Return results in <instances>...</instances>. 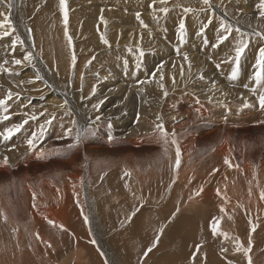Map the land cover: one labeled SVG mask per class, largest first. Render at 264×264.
<instances>
[{
  "label": "rangeland",
  "instance_id": "obj_1",
  "mask_svg": "<svg viewBox=\"0 0 264 264\" xmlns=\"http://www.w3.org/2000/svg\"><path fill=\"white\" fill-rule=\"evenodd\" d=\"M5 1H7V0H5ZM36 1H38V0H23V1L11 0V3H12L11 8H13V7L14 8L13 9L8 8V11H6L5 13L9 16L11 23L15 29V31L13 32V34H14L13 38L19 37L18 40H22V38H24L23 40H25L26 39L25 37H30L35 41L42 36L41 39L38 40L39 43H38V41H35V42L37 43V45L39 44L38 46L41 45L39 47L40 52L42 54L44 53L43 55H44V60L46 59L45 60L46 64L49 62V65L47 64V67L51 66V68L49 67L50 70L47 72L48 76L50 75V77H48L49 80H51L52 82H55V83H57V81H58L61 83V86L66 84V85H64L65 87H72V85L74 84L73 81H75V83L80 81L79 83L76 84V86L78 85V87H76V89L80 92L86 91V93H84L85 94L84 97L88 101H90V102H88V106L92 110L91 113L92 114L94 113L92 115V117H95L94 115L98 116L99 115L98 112H100L103 109L102 104L99 102L103 97H99L97 95L96 91H93V89H91L93 85L90 86V89H88L89 87L84 89L83 83L80 84L81 80H84V77H83L84 75H82L83 71H86V69H87V71L94 73V74L98 73V72H99V74L104 73V74H107L110 78L112 77L115 80L117 79L116 81L119 82V84L127 85L128 105L129 106L125 105L126 107L125 106H123V107L125 109L126 108H133L134 109L136 107L134 110L131 109V111H134L133 113H135L136 115H138L140 117L144 113L149 112V108L151 106H153L154 104H156V105L160 104L159 97L157 98V96H158L157 93L151 92V94L149 93L150 94V96H149V94H144V92H142L143 91L141 89L142 84H140V83H143L142 72L144 73L147 70L149 71L153 67L154 62L156 61L155 59H157V58L160 59V56H161V59H164L165 58L164 54L169 53V55L174 57L175 55H179L183 49H186L188 51L187 47L189 46V44H193L192 40H190L189 37L192 38L193 29H195L194 25H192V27L190 28L191 23L189 20H191L192 22H194L196 20V18L190 19L189 17L192 16V14L194 13V10H196V9H197L196 11H198L199 15L201 13V15H200L201 18L210 11L209 9L206 8L207 6H205V5H204L205 6V8H204L203 3L200 2L199 0H198L199 3H196V2H198L197 0H194V1L189 0V2H188V0H184L186 4L184 3L183 0H178V1L172 0V2H171V0H169L166 4H159L162 8L167 5L166 7H168V9H169V12L167 13L168 15H165L163 12L159 11V13H157V14L160 15V13H161L162 16L161 15L157 16V14H155V17H156L154 19L155 21L152 19V17H154V16H152L150 19L151 21L149 20L148 22H146L147 24L144 23V25H147L148 27L150 26V28L152 30L155 27H160V29L156 28V31H155V29L153 30V33L155 34V36H154V34H152V31L150 34V28L148 29L146 27L147 28L146 29L143 26H139L140 29L144 28L141 30V32H143V33H141V36L144 35V37L141 38V40H143L147 37L148 38H147V40L146 39L143 40L142 43L140 44V46L138 44L137 45V47L139 46L138 48L135 47V49H134V47L132 48L133 45L130 46L129 44L124 45L122 48H120V46L117 47L118 45H115V43L113 42L114 41L113 39H115L113 36V34H115V33H113L112 34L113 37L112 38L110 37L112 39L111 40L112 47L110 44L106 45L103 42H102L103 45L100 42H93L92 43L93 46H92V45H89L90 44V42H89V44H87L90 46V47L88 46V50H87V47H85L83 45V46H81L82 52L80 54H78V52H75V54H74L73 50H76V48H75L76 46L74 45L75 40L73 39V35L75 32H77V35L80 36L82 33L83 27H80L79 29L75 25L71 27L72 24H70L68 19H67V23H68L67 26L69 28L65 26V23H63L64 22V17H63L64 15H63V13L61 14L62 11L60 9V0H51V1H54L52 3L50 0H40L41 4L39 3V1L38 2H36ZM179 1L182 2L183 6ZM211 1H214L213 3L216 4L217 6H219L218 11H221L224 14L223 13L220 14V12H219V14H215L214 19L212 17H210V19L211 18L212 19L208 20L207 23H206L205 19L199 20L201 22V24L206 23L205 24L206 26L203 25L201 28H198V27L197 28L199 29L200 32L203 31L202 33L206 34L207 41H205V44L208 46V48L205 49L203 52H197L199 50L194 51V52H195V54H197V56H200L201 54H205V53L208 54L207 58L210 60L209 63H210L211 68L206 67L208 70L204 69L203 72L207 75V77H209V79L221 81L222 83L226 84L227 85L226 87H228L231 91L238 92L239 98L243 102L242 109L246 110V109H250V108H255L256 112L259 114L257 119L260 121L257 123V125L254 124V127L256 129L258 128L257 126L264 128V125H263L264 124V109H261L259 106L258 101H259L260 94H259V96L257 94V92L258 93L260 92L261 94L264 93V84H263L264 81L261 83H257L253 79L255 72H256L255 71L256 70V62L253 64V66H250V64H252L254 60L256 61V59H258L260 49L264 48V38H261L260 36L255 35V33H264V18H260V16H259L260 12L258 11V10H260V8L257 6L259 8L258 9L255 6V5L260 4V0H256V1L255 0H239V1H242L241 3L238 0H230V1L229 0H225V1L224 0H211ZM74 2L77 4H75ZM170 2H171V4H170ZM190 2H192V3H190ZM237 2H239V4ZM255 2H257V4ZM5 3L7 4V2H5ZM13 3L14 4L16 3V4L13 5ZM82 3H83V0L82 1L81 0H66V11L70 10L73 7L72 10H74V12H75V10H76V9H74L75 7H77V9H78L79 6L80 7L83 6L86 2L84 1V3L83 4ZM87 3H90V2H87ZM156 3H158V2H156ZM173 3L174 4L178 3V4H177V6H174ZM219 3L221 5L222 4L223 5L221 6ZM251 3L253 4V6L255 8H252L253 6ZM49 4L51 7L49 6ZM53 4H55V6H53ZM152 4H153V2H152ZM244 4H246V5L244 6ZM16 5H18V7ZM172 5H173V7H171ZM180 5H181V7H180ZM190 5H191V9L193 12L190 11L192 13L189 15L190 12H185L184 9L187 7L190 8ZM45 6H47V8L50 7L51 10L53 11V13L57 14V15L55 14L56 18H54V21L53 22L51 21V23H50V20H52V18L47 17V14L42 12V10ZM194 6L196 7V9H194L195 8ZM223 6H224V8H223ZM247 6L249 7V9ZM176 7H178V8H176ZM240 7H242L245 10L242 12V8H240ZM246 7H247V9H246ZM57 8H58V10H56ZM174 8H175V10H174ZM201 8H202V10H201ZM204 9H207V10H204ZM223 9H225L224 11H226V12H224ZM34 10H36V11H34ZM173 11L174 12L178 11V12L174 13ZM35 12L38 14L35 15ZM59 13L61 16L58 15ZM186 13H188V14L186 15ZM228 13H229V15H228ZM88 14H89V12H88ZM212 14H211V16H212ZM188 15H189V17H188ZM67 16H68V12H67ZM172 16L175 19H173ZM37 17L42 18L43 21L39 20L40 22L42 21L41 22L42 24L39 21H38V23H36V21L38 20ZM59 17H61V18H59ZM187 17H188L189 22L188 21L186 22ZM163 18L164 19L166 18V19L164 20ZM180 18H181V20H180ZM56 19H58L59 23H61L62 25H60L58 23V21H56ZM168 19H169V21H168ZM60 20L62 22H60ZM212 20H213V22H212ZM77 21L79 23H82L83 20L81 21L77 18ZM224 21L226 22V24H230L232 26V31L228 35V39L224 40L222 43H220L217 37L223 35V30L221 28L220 22L225 23ZM46 22L49 24H47ZM181 22H183L185 25V37H184L183 43H181V40H180V37L178 34L179 33V25ZM34 23H36V24L34 25ZM157 23H159V24H157ZM37 24H39L38 25L39 29L37 30L39 33V37L37 34L35 35V33H36L35 29L38 28ZM44 24L45 25L47 24L48 26L47 25L45 26ZM50 24H51L52 28H51ZM69 24H70V26H69ZM56 25H58V26L56 27ZM161 27H162V29H161ZM44 28H47L49 31L47 29L45 30ZM64 28L67 31V36L65 35L66 31L64 30ZM236 28H239L243 33H245V35L243 37H241L240 33L236 31ZM30 29H31V32L29 31ZM33 29H34V31H33ZM51 29H53V30H51ZM70 29H72V30H70ZM44 30H45V32H44ZM122 30L123 31H121V32H123L122 35L124 36L127 29L125 28ZM138 30L139 29L137 28L136 32ZM59 31H61V32H59ZM71 31H73V32H71ZM145 31H147V32H145ZM78 32H80V33H78ZM156 32H157V35H156ZM161 32L163 35L161 34ZM55 33H57V34H55ZM61 34L62 35L64 34V36H66L67 38H65ZM149 34L151 35L152 38H150ZM249 34H251V35H249ZM128 35L126 34L124 37L129 38L130 36H128ZM164 35H166V36H164ZM171 35L173 36V38ZM48 36L50 37V40L48 39L49 38ZM61 37H63V38H61ZM69 37L71 38V41H72L71 45H68L69 43L67 42ZM170 37L172 40L168 39ZM42 38L45 42H42ZM241 38L248 41V47L244 50V52L242 53L240 60H239L240 64L238 65V75H237V77L239 79V84H236V83H233L234 81H228V79L226 78V72L227 71L232 72L233 68L237 67V65L233 62V60H234L233 58L235 57V48L238 45L237 43H239ZM46 39H48V40L46 41ZM56 39H57V41H56ZM148 39H149V41H148ZM62 40H64L66 42V43L63 42V45H62V43H60V42H62ZM145 41H147V42H145ZM152 41H154V43ZM148 42H149V44H148ZM150 42L153 43L152 46H150L151 45ZM108 43H110V42H108ZM113 43H114V45H113ZM155 43H157L158 46H156ZM58 44H60V45H58ZM98 44H99L100 48H98V50H97ZM48 45H50V46H48ZM108 45H110V46L107 47ZM144 45H147V46L145 47ZM166 45H167L168 49L170 47V50H166L167 49ZM178 45H180V48H178L179 47ZM194 45H195V47H199V45L196 44L195 41H194ZM213 45H218V46L213 47ZM43 47H45V48H43ZM101 47L103 50V51H101L102 54L100 53ZM162 47H164L165 49L163 48V50H162ZM174 47L177 49H175ZM83 48L84 49L86 48V49L84 50ZM126 48L127 49L129 48V50H127ZM106 49H107V51H106ZM203 49L204 48L202 47L200 50L202 51ZM229 49H231V50H229ZM155 50H156V52H155ZM173 50L175 51V54H173L174 53ZM177 50H179L180 53H178L179 51H177ZM49 51H51V52H49ZM83 51H85L86 53L90 52L91 54H89V53L86 54L85 52L83 54ZM130 51L133 53H131ZM141 51L143 52L142 56L140 54ZM152 51H153V54H152ZM158 51H160V52H158ZM166 51L167 52L170 51L171 53L170 52L167 53ZM46 52H47V54H45ZM61 52H63V53L61 54ZM127 52H129L130 54ZM161 52L163 53V55H161L162 54ZM52 53H54V54L52 55ZM76 53H77V55H79V56L82 55L83 57L77 56ZM97 53H98V55H97ZM158 53L160 56L157 55L158 57H156L155 55ZM4 54L0 55V66H2V67H0V99H5V97H3V95L9 91L10 87L13 88L14 90L16 89V90L14 93L11 94V96L13 98L8 100L9 106L6 105L9 110H11V109L12 110L10 112H9V110H8V112H3V109L0 108L1 109L0 110V113H1L0 114V120H1L0 121V129H1L0 132H3L6 129V127L10 128V127H13V125L15 126V123H14L15 119H16V117H15L16 113L15 112H17L16 111L17 110L16 105L22 107L23 104L20 103L19 100H21V102H23V100H24L23 103L28 102V104H24L22 107V110H23L24 117H25L24 120H27L28 123H26L27 125L26 124L23 125V128H25L26 130L23 129V132H25V133H24V136L22 137L21 141L23 142L24 139L26 141L28 139H31L33 134H35L38 138L34 141L35 146L31 149L29 148L27 142H25V140H24V142L26 143L24 146V150H22V151L16 150V152L19 153V156L15 159L13 158L14 160L10 161L11 164L9 166H7V167L4 166V167L0 168L1 169L0 170V192H1L0 193V197H1L0 198V245H4L5 248L6 247L7 248L12 247V241L14 240V238H13L14 233L13 232H14V230H17L7 221L6 218L3 217L4 212H3L2 208L4 206H9L10 208L16 207L17 205L14 203H15L17 197L19 198L22 195L21 198H19V201L22 202V204L24 205V207H23L24 212L27 214V217H25V215H23L22 218L24 219V223L27 221L25 225L29 224L28 226H32V232H30V234L31 233L33 234L36 232L35 236L38 234L39 236H41L44 239L47 238L46 240H44V242H42V243L39 242L40 243L38 245L39 247L37 246L39 249L37 248L36 253H37L38 257L42 256V257H40V260H39V258H37L36 254H35V256L34 255L32 256V255H30L31 253H27V252H30L28 249L29 246H27V244H29V243L27 242L28 238H25V240L26 239L27 240H26V246H25L26 247V254H25V258H24V264L25 263L26 264L27 263L28 264H78V263L79 264H148V263L149 264H164V263H166V264L167 263L177 264L178 261H179L178 262L179 264H182L183 259L187 258L189 255V251L186 250L184 245L181 243V238H182L181 233L184 234V229H185L183 227L184 226V223H183L184 220H182V219L190 218L192 220L195 212L193 213L191 211H188L190 213H187L184 210L177 211L178 208L176 207L177 206L176 204H174L172 206V208H170V207L168 208V206H167V208L165 207V210L163 209L162 206L157 207V208H156V206H154L155 199L158 197L157 195L163 194V192H164V191H161L160 188L162 186H164L165 188L167 187L166 182H167V180H169L168 178L166 179L167 175L169 174V176H170L173 174L171 169L168 170L166 175H164L162 178L154 180L149 185L151 190L141 192V193H137V192H134L132 190L125 191V190H127L125 188V186L127 184H130V186L133 185L132 179L131 178L128 179V177H126L127 179L124 178L122 180V189L124 188L123 190L121 188H118L117 186L115 188L114 187L115 185L109 184L107 181L108 178L106 176L107 173L114 171V169H116V167H118V166L121 168V171H126L127 167L123 164V163H126V160H129L130 162H133V161L136 162L135 158H141L138 160V162L139 163H141V161L143 162L142 158L143 157L145 158L146 155L149 154V152L146 154L145 150L149 151L151 148H148L147 145L137 146L135 144H130V143H114V144L108 143L106 145V143L103 142L104 139H96V137H90V138L86 139L85 144L83 143L82 149L76 150L75 146H73V145L76 142L75 140H76L77 133L73 137L70 135L72 131H75V129L71 128L73 125L71 124L70 119L64 118L66 116V114H62L58 111L55 112V110H53V109L50 110L48 107H45V106H47L46 101L39 100L36 97H32L33 98L32 99L31 96L29 95V93L31 94L33 92H31V90L27 86H26L27 89L23 86L26 89L25 90L22 87V84L19 83V81L15 77V76H17V74L19 72L17 70H15V68L13 67L15 65V63H14L15 59L13 56L14 54L11 52L10 53L7 52ZM213 54H214V57L220 56L222 61H224L226 59L225 60L226 62L224 61V64L228 63L227 66L224 65L222 67V65L215 63L216 61L212 60L210 58L213 56ZM101 55H104V56H101ZM129 55L133 56L134 64H133V62H130L129 59L127 61L126 56H127V58H129L128 57ZM193 55H194V53H193ZM12 56H13L14 60H12ZM57 56H58V58H60L59 60H58ZM73 56L75 57V64L74 65L72 62ZM119 56H120V58H119ZM187 56H189V55H187ZM86 57H89V58H86ZM150 57H152V59H150ZM90 58H91V60H90ZM8 59H9V61H8ZM55 59H57V61ZM77 59H78V61L80 60L79 61L81 63V64L79 63L80 65L78 63H76ZM171 60L165 59L164 62L168 63ZM5 61H8L9 63L11 61L13 64L11 63L10 64L11 67H10L9 65H7L9 63L7 62V64H6ZM54 61L56 62V64ZM94 61L95 62L97 61V62L95 63ZM150 61H151V63H150ZM60 62H61V64L63 62V64L60 65ZM142 62L145 65V66L143 65V67H142V64H140ZM144 62H146V63L149 62V63L145 64ZM100 64H102V66ZM149 64H150V66H149ZM211 64H213L214 66L212 67ZM54 65L57 67H55ZM78 65L80 68L77 67ZM82 65H83L84 69L82 68ZM128 65L130 66L129 67L130 69H127ZM137 65H139L140 67ZM107 66H109V67H107ZM158 67H159V65L156 68H158ZM250 67H252L251 70L254 71L253 74H251V73L249 74ZM4 68L8 69L9 72H5V71L3 72ZM56 68H57V70H56ZM61 68H62V70H61ZM58 69H59V71L61 70L60 72H62V73H60L58 71ZM105 70H107V71L105 72ZM115 70L117 71V73ZM71 71H73V72H71ZM75 71H77V72H75ZM55 72L56 73L58 72L60 74H58V73L56 74ZM110 72H111L112 76L109 74ZM131 72H133L134 74L133 73L131 74ZM49 73H51V74H49ZM65 73L67 74L66 76H64ZM155 73H156V70H154L151 75H155ZM73 74L76 76L80 74L81 78L79 77L77 80ZM51 75L54 77H51ZM69 75H70V77H69ZM215 75H216V77H215ZM201 76H203L202 80L205 79L204 75H201V72H200L198 77L195 78L197 82L201 79ZM61 77H63V78L60 79ZM93 77L94 76H92V78ZM139 77H141V78H139ZM9 79H10V81H9ZM11 79L14 81H12ZM65 79H66V81H65ZM93 79H96V77H94ZM15 82L19 83L18 86H17V83H15ZM11 83H12V85H11ZM123 83H125V84H123ZM5 84H6V86H5ZM26 84H27V82H26ZM131 85L134 87L136 86V89L134 87H132ZM257 85H259V86H257ZM7 86H8V88H6ZM252 86H253V88H252ZM197 87L198 86H195L192 88V90H193L192 93L194 94V96H197L196 94H199ZM78 88H80V89H78ZM201 88H202V86H201ZM39 89H42L43 91L46 90V84H41V86H39ZM139 89H140L141 95L138 94ZM254 89H256V90H254ZM132 91L135 93H132ZM255 91H257V92H255ZM36 92L37 93H35V94L41 93V92L38 93V90ZM22 94H24L25 96L23 97ZM88 94H90V95H88ZM222 94L225 95L226 91H224ZM82 95H83V93H82ZM144 95H145V98H142V97H144ZM146 95H148V96H146ZM138 96L141 97L142 100H139L140 98ZM26 97H27V100H26ZM56 97L58 99H60V96L57 94H56ZM114 97H116L114 94H112L110 96V98H114ZM147 97H149V98H147ZM151 97L153 98V100ZM110 98H108V100ZM149 99H150V101H149ZM25 100L27 102H25ZM154 100H155V102H154ZM13 101H14V103H13ZM95 101H97L98 103ZM143 101L145 102V103H143L145 107H143V105H142ZM151 101H153V103ZM9 102L12 104H10ZM112 102L114 104H118V98H115ZM129 103H132V104H129ZM148 103L150 105H148ZM44 104H45V106H44ZM106 104L107 103H105V105ZM35 105H37V106H35ZM105 105H104V107H105ZM245 105H248V106L245 107ZM140 106L145 108V110L142 107H141L142 108V110H141ZM14 107L16 108V110ZM223 107H224V105H222V107L220 108L221 109L220 112L222 111ZM46 108L49 109L51 112L49 110H47ZM146 109H147V111H146ZM13 110H15V111L12 112ZM143 110H144V113H143ZM214 110L215 109L212 108V111H214ZM139 111H141V114ZM26 112H29V113H26ZM5 113H8V114L5 115ZM10 113H12V114H10ZM4 116H8L9 118L5 120V119H3ZM32 117H35V119H32ZM42 117L43 118L47 117V120H46V118H44V121H43ZM49 117H50V119H49ZM117 118H118V116H116V117L112 116L110 122H114ZM214 118H215L214 121L206 120V121H203V122L196 124L193 127V132H191V134L196 136L195 137L196 149L207 151V150H209V145L213 144L214 140L216 142V138L218 139L221 136L220 134H229V135L232 134L230 138H232L233 146L237 152V155L238 156L241 155L240 153H242V150H243L242 148H244L245 143H247L245 150H247L248 155H251L250 157H252V158L254 157L253 158L254 161H255V159L257 161L259 155L264 151L262 148V147H264V137H263L264 136V129L258 128L260 130H255L253 128L252 124H250L248 126L238 125L236 128H232L231 130H229L227 127H226V129H224V126L223 127L222 126H216V124L221 121L220 114H218L217 116H214L213 119ZM64 119H66V120H64ZM225 119H229L231 121H234V118H232V117L225 118ZM49 120L51 121V123H47V121H49ZM149 120H150L149 123L151 121H153V119H151V118H149ZM30 121H31V123H30ZM40 122H41V124H40ZM11 123H13V124H11ZM37 123H39V124H37ZM240 123H243V122H240ZM59 124H60V127H59ZM90 125L91 124H89L87 127H81L80 128L84 132L83 131L81 132V130L79 131L80 132V140L78 143L81 142L82 138H83L82 140H84L83 136L86 133V131L93 133V132H91L92 127ZM207 125H209V126H207ZM62 126H64V127H62ZM212 127H214L215 128L214 130H216L218 132L217 133L212 132L211 131ZM56 128L58 129V132L56 131L57 130ZM251 128H253V129H251ZM67 129H71L72 131L69 132V131H67ZM250 129L253 131H251ZM60 130H62V131H60ZM225 130H227V132ZM41 131H43L42 136L40 135ZM261 131H263V132L261 133ZM28 132H29V134H28ZM59 132H62V133H60V135H59ZM145 132L143 134H145ZM219 132H221V133H219ZM27 134H28V136H27ZM66 134H68V135H66ZM15 135H17V134H14L13 136L15 137ZM59 136H61L62 138L59 139ZM63 136H66V139ZM55 137H57L58 139ZM70 137H72V140H74V141L70 140L71 139ZM68 138H69V140H68ZM261 138L263 139L262 140L263 144H261L262 143ZM0 139H2L0 141V145H2V146L6 145L7 146V147L4 146L3 148H1V146H0V150H1L0 156H2V159H4L5 157H7V159H8L9 154H3L4 149L5 150H6V148L8 149L11 146L10 144H12V147H14L13 143H15V140H13V137H11L10 139H8V141L7 140L3 141L2 136H0ZM51 140H53V142H56L58 144H55V145L52 144L50 146V144H48V143ZM59 140H61V141L63 140V142H61ZM210 140L211 141L213 140V141L210 142ZM246 140H248V141H246ZM252 141H255L254 145L256 146V148L254 145L252 146V144H253ZM53 142H51V143H53ZM7 143H9V144H7ZM256 143H260V144L256 145ZM42 144H43V146H41ZM235 144H237V145H235ZM85 145H88V146H85ZM38 146L39 147L41 146L42 148L41 147L39 148ZM99 146H100V148H99ZM238 146L240 148H238ZM42 149H44V150H42ZM256 149H259V150H256ZM13 150L15 151V149H13ZM240 150H241V152H240ZM253 150H256V151H253ZM258 151L259 152L261 151V152L259 153ZM5 152H7V151H5ZM85 152L87 154L91 153L90 156L91 155H94V156L90 157V156H88L89 154L87 155ZM95 152L98 153L99 157L97 156V153H95ZM250 152H252V153H250ZM84 153L86 155H83ZM156 153H153V154H156ZM95 155L97 156V159H96ZM237 155H235V158L238 160L239 158L237 157ZM82 156H84V157H82ZM134 156H136V157H134ZM154 156H156V155H154ZM85 157L86 158H88V157L95 158L97 160V161H95V163H96L95 165L97 167L96 173L92 174L90 177L88 176V178H87V175H88L87 169L88 168L86 167L87 165L85 162ZM153 157H151L148 164L143 166V167H148L150 163L158 160V159L152 160ZM167 157H169V156H167ZM72 161H73V163H72ZM172 161H173V159L170 157L165 158L164 165L162 167H160V170H164V172H166L168 167L171 165ZM155 164L157 166H159L160 162H159V164L158 163H155ZM155 164H153L154 168L149 167L148 170L149 171L155 170L156 169ZM74 166H76L77 168H74ZM7 168L9 170H4ZM102 168H105V170L107 169L108 171L107 170L105 171ZM108 168H110V169H108ZM75 169H80V171L78 172V170H75ZM231 178L232 177H230V179ZM117 182H119V180H117ZM14 183L16 184L15 187L13 186ZM45 183L47 184V186H45L46 185ZM42 186L54 187L55 190L57 191V194H60V195H57L59 197V199H57L58 197L57 198L54 197L52 199L49 196H47L43 192ZM252 187H253V185H252ZM153 188H155V189H153ZM61 191H62V193H61ZM63 191L67 192V193L64 192L65 194H67V199H64L65 201L67 200V203L64 202L63 203L64 206L61 205V200L65 196V195H63L64 194ZM121 191L124 193H121ZM199 195H201V194H199ZM115 197H116V201H115ZM163 197L165 199V195H163ZM73 198H74V200H73ZM150 198H152V199H150ZM169 198L170 197H168V199ZM117 199H118V201H117ZM185 199H186V197L183 198V201H185ZM23 200L25 202H23ZM205 201H206V203L204 205H205V207L207 206L206 208L209 209L210 203L208 202V198L205 199ZM167 202L168 201H166V203ZM68 204H69V206H68ZM25 207H26V209H25ZM51 207L53 208V210L54 209L57 210L58 208L60 209L58 214L61 216L63 215L62 218H64V217L66 218V219L64 218L65 221H62L63 224L61 222H60L61 223L60 224L57 221L54 222V220H53L54 218H53L52 213H51L53 210H51L52 209ZM47 208L50 209L51 211H48ZM26 210H27V212H26ZM36 210L39 211V213H38L39 216H37ZM164 211H166V212H164ZM238 211H239V207L234 208L232 211V213H234L232 215L235 216V218H234L235 221H240V219L237 218V216L239 214ZM145 212H146V214H145ZM47 213L50 214L49 219L46 218ZM141 213H143V215H144L143 220H142L144 222L142 224H139L138 222L135 223L136 218ZM148 213H150V215H149V218L147 219L148 220L147 221L146 218H147ZM200 215H203L202 219L206 220L210 215L215 216L216 214L212 210H209L205 214H200ZM20 216H22V212L20 213ZM85 216L88 218V223H85V220H84ZM195 216L196 217H194V218L199 220V222H200L199 215L195 213ZM247 217L248 216L245 215V213H243L242 221L244 223L249 224L248 221L246 220ZM30 218L32 221L34 220L33 221V223L35 222L34 224L30 220ZM152 218H154V219L152 220ZM219 218L215 219V221L216 222L219 221V223H221V225H227L229 223L228 220H225V219L222 223V222H220ZM180 220H181V223H180ZM28 221H30V222L28 223ZM49 221L53 222V223H49ZM151 222L153 223V225ZM210 223H212V220L210 221ZM181 224L183 226H181ZM33 225H34V227H33ZM67 225H68V227H67ZM61 226H63V227L61 228ZM199 226H200V224H198V225L195 224V225H193V228H198ZM188 227H190V225H188ZM161 228H163L162 234L160 233ZM219 228H217V229H219ZM35 229H36V231H35ZM70 230H71V232H69ZM41 233H43V234H41ZM242 233H244V232H242ZM30 234H28L27 237H29ZM172 234H173V236H172ZM157 235L160 236V239H159V242L156 244V247H154L153 250L150 253H148L147 256H144V253L146 252V250L149 247L152 246L153 241L155 240ZM207 235L208 234H206V236ZM199 236H204V235H199ZM189 237H190L189 239L193 240L194 242H196L197 240H200V239L194 240L193 235H190ZM242 237L245 238V236H243V235H242ZM254 237H255V235H253V238ZM232 239H234V238H232ZM234 240L236 241V238ZM234 240H232V241H234ZM93 241H95V243H93ZM246 241L248 242V240H246ZM235 243H233L235 245L232 244L233 246L228 245V248L227 247L223 248L222 244H220L219 242L218 243L212 242V244H214L213 245V249H214L213 251H216L217 253L216 252L215 253L218 255L219 254L222 255V256H220V255L219 256L221 258H224L225 261H227V263L230 261L229 262L230 264H236L237 262H235V260H236L235 258L237 255H235L236 254L235 253L234 254L235 256H234L233 253H231L234 248L235 249L237 248V242H235ZM49 244L51 245V247L48 246ZM241 244H243V241H241ZM246 245L250 246L251 244H246ZM219 246L222 247L223 249H226V251H223L222 248L218 249L217 247H219ZM78 248H80L82 253H79L80 251ZM184 252H188V253H184ZM77 254H78V256H77ZM27 255H29L28 256L29 258L31 256V259L27 258ZM192 256L194 258H196L199 255L197 253H194V255L192 254ZM80 257H81V259L79 260L80 261L79 262L78 258H80ZM162 258H164V259L162 260ZM85 259L87 260L86 261L87 263L85 262ZM71 260H73L74 262ZM213 262L216 263L215 261H213ZM191 263L192 264H200V263L194 262L193 260H191Z\"/></svg>",
  "mask_w": 264,
  "mask_h": 264
},
{
  "label": "bare ground",
  "instance_id": "obj_2",
  "mask_svg": "<svg viewBox=\"0 0 264 264\" xmlns=\"http://www.w3.org/2000/svg\"><path fill=\"white\" fill-rule=\"evenodd\" d=\"M21 1H23V0H21ZM38 1H39V3L41 2L40 0H38ZM38 1H36V2H38ZM84 1L86 3L87 2H90V3H87V4L85 3L83 6H81V7L79 6L78 9H77V7H75L74 8V9H76L75 12H74V10H72L73 7L72 8L70 7L71 9L69 8L70 10L67 11L68 12V21L70 22V24H72L71 27L74 26V25L78 29L80 27H83L82 28V33H81L80 36L77 35V32H75L74 35L72 34L73 35V39L75 40L74 45L76 46L75 48L77 50V51L76 50H73L74 51V54H75V52H78V54H80L82 52L81 46H83V45L85 47H87V50H88V46L89 45H92L93 42H100L103 45L102 40H101V36H103L105 39H107V41L110 42V43H108L110 45L112 44V42H111L112 39L111 38L114 36L115 39H113L114 40L113 42L115 43V45H118L117 47L120 46V48H122L124 45L129 44L130 46L133 45L132 48L134 47V49H135V47H137L138 44L140 46V44L142 43V41L145 40V39L147 40V38H148L147 37V38L141 40V38L144 37V35L141 36V33H143V32H141V30L144 29V28H146V27L140 29L139 26H142L141 23H140V20H142L143 23L148 22L151 19L152 16H155V14L159 13V10L158 9H161L162 8L159 5V4H161L160 3V0H155V8H153L151 6L153 0H83V3H84ZM168 1L169 0H167V2ZM199 1L202 2V0H199ZM199 1L196 2V3H199ZM5 2H7V1H5ZM52 2H54V1H51V3ZM156 2H158V3H156ZM171 2H172V0H171ZM171 2H170V4H171ZM179 2L182 4L181 1H179ZM188 2H189V0H188ZM210 2H211V5H212L211 9H209L210 11L208 13L206 12L207 13L206 15L203 14L204 16L202 18L200 16L201 13H200V15L198 14V11H196L197 9H196L195 6H194L195 7L194 9H196V10H194V13L192 14V16L189 17V15L193 11L190 12L189 15H188V17L190 19L191 18H196V20L194 22H192L191 20H189L190 23H191V24L189 23L190 24V28L192 27V25H194L195 26V29H193L192 38L188 36L190 38V40H192V42H193V44H189V46L187 47L188 48V51L186 49H183L181 53H180V51L178 52V53H180L179 54L180 56L179 55H175L174 57H172L171 55H169L168 52H170V51H168V52L166 51L168 54H164V57H165L164 59H161V56L158 53L155 56L156 57L160 56V59L157 58V59H155L156 61L154 60L155 62L153 64V67L149 71L147 70L144 73L142 72V74H143V83H140V84H142V87L139 85L141 87V89L143 90L142 92H144V94H149V93L151 94V92L157 93V95H158L157 98L159 97L160 104H158V105L154 104L153 106H151L149 108V112L144 113L145 108H143V107H145V106H144L143 103H145V102L143 101L142 102L143 107L140 106V108L142 107L144 109L143 110V113L144 114L142 116H140V117L138 115H136L135 113H133L134 111H131V109H133V108H126L125 109L123 107L125 105H128V89H127V85H121V84H119V82L116 81L117 79L115 80L112 77L110 78L107 74H104V73L103 74H99V72H98V73H95L96 74L95 75L94 73H91V72L87 71V69H86V71H83V74H82V75H84L83 76L84 77V80H81V83L80 84L83 83L84 89H86L88 87H89L88 89H90V86L93 85L91 89H95L97 95L99 97H103L99 101L102 104L103 109L100 112H98V114H99L98 116L97 115H94L95 117H92V115L94 113L93 114L91 113L92 110L88 106V102H90V101H88L84 97V95H85L84 93H86V91L85 92H80V91H78L76 89V87H78V85L76 86V84L79 83L80 81H78V82L76 81L77 83H75V81H73L74 84L72 83L73 84L72 87H65L64 85H66V84H64L63 85L64 87H63V86H61V83L60 82L57 81V83H55V82H52L51 80H49L48 77H50V75L48 76L47 72L50 70L49 67L51 68V66H48L47 67V64L49 65V62L46 64V62H45L46 59L44 60V55H43L44 53L42 54L40 52V48L39 47L41 45L38 46L39 44L37 45V43L35 42V41H38L39 39H41V37H42L41 35H40L41 37L39 39L35 40V41L32 38H30V37H25L26 38L25 40H23L24 38H22V40H17L16 38H13V36H14L13 32L14 31L9 30L11 32V35L10 36L0 38V55H2L4 53H7V52H9V53L11 52V53L14 54L13 56H14V59L15 60L16 59L22 60V64L21 65H16L15 64L13 66L15 68V70H17L19 72L17 74V76H15L16 79L19 81V83L22 84V87L24 86L26 88V86H27L31 90V92H33L31 94L29 93V95L31 96V98L32 97H36L39 100L46 101L47 106H45V104H44L45 107H48L50 110L53 109V110H55V112L58 111V112H60L62 114H66V116L64 118H69L70 121H71V124L73 125L71 128L72 129H75V131H72L71 134H70L72 137L78 131L81 130L80 129L81 127H87L89 124H91L90 125L92 127L91 132H93V133H90V132L86 131V133L83 136L84 137V140H82L83 139L82 138L80 143H78L75 140L76 142H75V144L73 146H75V149L76 150L82 149L83 143L85 144L86 139H88L90 137H96V139H104L103 142L106 143V145L108 143L109 144H114V143H130V144H135L137 146L147 145L148 148H151L149 151L145 150L146 151V154L148 152H149V154L146 155L145 158L144 157L142 158L143 162L142 161H141V163L138 162V160L141 159V158H135V160H136L137 163L135 161L130 162L129 160H126V163H123L127 167V170L126 171H121V168L118 166L120 169L118 167H116V169H114V171H112L110 173H107L106 176L108 178L107 181H108L109 184L115 185L114 186L115 188L117 186L118 188H121L122 189V180L124 178L128 177V179H130V178L132 179L133 185L130 186V184H127L125 186V188L127 190H125V191L132 190L134 192L141 193V192H145V191L151 190L150 187H149V185L154 180L162 178L164 175H166V173L168 172V170L171 169V171H172L173 174L170 175V176H169V174L167 175L166 179L167 178L169 179L166 182L167 183V187L165 188L164 186H162L160 188V190L161 191H164V192H163V194L157 195L158 197L155 199L154 206H156V208L162 206L163 209L165 210V207L167 208V206H168V208L169 207L172 208V206L174 204H176L177 205L176 207L179 209L178 211L184 210L187 213H190L188 211H191L193 213L195 212L200 217V222H199V220H197V219L194 218V217L197 216V215L195 216V213H194V217H193L192 220L190 218L182 219V220H184L183 221L184 226L182 224H181V226H183L185 229H184V234L181 233V236H182L181 243L184 245L185 249L189 251V255L187 254L188 257L185 258V259H183L182 264H192L191 263V260H193L196 263H200V264H209V263L210 264H230L229 263L230 261L227 263V261H225L224 258H221L220 257L222 255L219 254L220 255L219 256L218 254H216L217 253L216 251H213L214 250L213 249V245L214 244H212V242H215V243H218L219 242L220 244H222L223 248L224 247H227L228 248V245L229 246L230 245L233 246V245L236 244L235 242H237V244L239 243L242 246V249H248V248H250V252L247 255H245V253H244L243 250L242 251H237L235 248L233 250L231 249L232 250L231 253H233V255L236 253L235 255H237L236 258H235L236 260L234 259L235 262H237L236 264H248V257L249 256L251 257L252 264H264V198H262V196H261V194L264 193V151H263L264 150V147H262L263 148V150H262L263 152L259 155L257 161L255 159V161H256L255 162L254 159H253L254 157L253 158L250 157L251 155H248L247 150H245L246 149V146H247L246 145L247 143H245V147L242 148L243 150H242V153H240L241 155L240 154H239L240 156L237 155V152H236V150L234 149V146H233L232 138H230L232 134L231 135H229V134H220L221 136L219 135L220 137L218 139L216 138V142L213 139L214 142H213V144H210L209 145V150H207V151L196 149V145H195V137L196 136L193 135V134H191V132H193V127L196 124H198L200 122H203V121H206V120H212V121H214L215 118L213 119V117L214 116H217L218 114H220L221 121L218 122L216 124V126H222V127L224 126V129H226V127H227L229 130H231L232 128H236L238 125L248 126L250 124H252V126H253V128L255 130H260L258 128L264 129L263 127H260V126H257L258 127L257 129L254 127V124L257 125V123L260 121V120L257 119L259 114L256 112V109L255 108H250V109H246V110H243L242 109L243 102L239 98V93L238 92L231 91L228 87H226L227 85L224 84V83H222L221 81L209 79V77H207V75L203 72L204 69L208 70L206 67L211 68L210 63H209L210 60L207 58L208 54L205 53V54H201L200 55L198 53L200 56H197V54H195V52H194V51H197V50H199L197 52H203L205 49L208 48V46L205 44V41H207L206 34L205 33H202L203 31L200 32L198 28H201L203 25H205L208 20H211L212 18L214 19L215 14H219V12H220V14L223 13L221 11H218L219 10L218 9L219 6H217L216 4H214L213 3L214 1H211L210 0ZM239 2L241 3L242 1H239ZM239 2H237V3L239 4ZM257 2H255V3L257 4ZM178 3H176V4L173 3V5L174 6H177ZM184 3H185V1H184ZM190 3H192V2H190ZM15 4L13 3V5H15ZM75 4H77V3H75ZM18 5H16V6L18 7ZM173 5L171 7H173ZM245 5L246 4H244V6ZM49 6H50V4H49ZM53 6H55V4H53ZM182 6H183V4H182ZM252 6H253V4H252ZM255 6H256V8H258L259 7V4L258 5H255ZM50 7L47 8V6H45L43 8L42 12L46 13L47 14V17H49V18L51 17L52 18V20H50V23H51V21L53 22L54 21V18H56L55 17V14L56 13L54 14ZM180 7H181V5H180ZM247 7H246V9H247ZM13 8H11V9H13ZM176 8H178V7H176ZM204 8H205V6H204ZM223 8H224V6H223ZM240 8H242V7H240ZM252 8H255V7L253 6ZM190 9H191V5H190ZM248 9H249V7H248ZM56 10H58V8ZM174 10H175V8H174ZM201 10H202V8H201ZM224 10L225 9H223V11ZM244 10L245 9L242 8V12ZM6 11H8L7 4L6 3L0 4V13H5ZM34 11H36V10H34ZM258 11L260 12V10H258ZM88 12H89V14H88ZM176 12H178V11H176ZM176 12H174V13H176ZM224 12H226V11H224ZM62 13L63 12H61V14ZM137 13H140V20H137V17H136V14ZM36 14H38V13L35 12V15ZM187 14L188 13H186V15ZM211 14H212V16H211ZM58 15H60V13ZM160 15H161V13H160ZM160 15L157 14V16H160ZM228 15H229V13H228ZM76 17L79 20H81V21L83 20L82 21L83 24L82 23H79L77 21V18ZM101 17H103V20H101ZM188 17L186 18V22L188 21ZM210 17H212V18L210 19ZM37 18H38V20L36 21V23H38L39 20H42V18H40V17H37ZM59 18H61V17H59ZM172 18H173V16H172ZM152 19L154 20V17H152ZM173 19H175V18H173ZM200 19H205L206 23L201 24V22L199 21ZM0 20H2V18H0ZM61 20H60V22H62ZM180 20H181V18H180ZM56 21H58V19H56ZM168 21H169V19H168ZM212 22H213V20H212ZM36 23H34V25ZM58 23H59V21H58ZM220 23L222 24V22H220ZM47 24H49V23H47ZM59 24L62 25L61 23H59ZM70 24H69V26H70ZM157 24H159V23H157ZM38 25L39 24H37V27H38ZM58 25H56V27ZM50 26H51V24H50ZM51 28H52V26H51ZM125 28L127 29L125 35L126 34L127 35L129 34L128 35V36H130L129 38H125L124 37L125 35L124 36L122 35L123 32H121V31H123L122 29H125ZM137 28L139 30L136 32V29ZM147 28L149 29L150 26L149 27L147 26ZM156 28H159L160 29V27H155V28H153V30L155 29V31H156ZM38 29H39V27L37 29H35V32H36L35 35L37 34L38 37H39V33L37 31ZM44 29L46 30L47 28H44ZM53 29H51V30H53ZM72 29H70V30H72ZM161 29H162V27H161ZM45 30H44V32H45ZM64 30H65V28H64ZM153 30L150 28V34H151V31H152V34H154L153 33ZM2 31L3 30L0 29V32H2ZM33 31H34V29H33ZM73 31H71V32H73ZM147 31H145V32H147ZM59 32H61V31H59ZM78 33H80V32H78ZM113 33H115V34H113ZM55 34H57V33H55ZM112 34H113V36H112ZM161 34H162V32H161ZM156 35H157V32H156ZM166 35H164V36H166ZM62 36H64V34ZM154 36H155V34H154ZM64 37L67 38L66 36H64ZM61 38H63V37H61ZM150 38H152L151 35H150ZM172 38H173V36H172ZM48 39L50 40V37ZM48 39H46V41ZM149 39H148V41H149ZM168 39L170 40L171 37L168 38ZM13 41H15V46L14 47H13ZM56 41H57V39H56ZM194 41L196 42V44L199 45V47H195ZM42 42H45L43 40V38H42ZM63 42L66 43L64 40H62V42H60V43H62V45H63ZM67 42H68V40H67ZM89 42H90V44H89ZM145 42H147V41H145ZM152 42L154 43V41H152ZM152 42H150L151 43L150 46H152V44H153ZM38 43H39V41H38ZM114 43H113V45H114ZM87 44H89V45H87ZM99 44H98V47L95 45L97 47V50H98V48H100L99 47ZM148 44H149V42H148ZM155 44H156V46H158L157 43H155ZM58 45H60V44H58ZM110 45H108L107 47H109ZM48 46H50V45H48ZM144 46L146 47L147 45H144ZM178 46H179L178 48H180V45H178ZM111 47H112V45H111ZM164 47H162V50H163ZM202 47L204 49L201 51L200 49ZM43 48H45V47H43ZM166 48H167V45H166ZM175 49H177V48H175ZM127 50H129V48ZM166 50H170V47H169V49L167 48ZM229 50H231V49H229ZM101 51H103L102 50V47H101L100 53H101ZM106 51H107V49H106ZM153 51H152V54H153ZM47 52L45 54H47ZM49 52H51V51H49ZM84 52L85 51H83V54H84ZM155 52H156V50H155ZM158 52H160V51H158ZM173 52H174L173 54H175V51L174 50H173ZM29 53H31V56H32L31 63H29L28 61H25L23 59ZM62 53L63 52H61V54ZM87 53L91 54L90 52H87ZM98 53H97V55H98ZM127 53H129V52H127ZM131 53H133V52H131ZM193 53H194L195 56L193 55ZM53 54L54 53H52V55ZM185 54L186 55H189V56H187L188 57V60L187 61H185V59H184ZM76 55H77V53H76ZM161 55H163V53ZM13 56H12V60H14L13 59ZM58 56H57V58H58ZM77 56H79V55H77ZM81 56L82 55H80L79 57H81ZM101 56H104V55H101ZM89 57H86V58H89ZM128 57L129 58H127V56H126L127 61H128V59H129L130 62H133L134 61L132 55H129ZM119 58H120V56H119ZM210 58L212 60H215L216 61L215 63H217L219 65H222V67L224 65L227 66V64H228V63L224 64V61L226 59L224 61H222V59L220 58V56L214 57V54H213V56L210 57ZM59 59L60 58H58V60ZM150 59H152V57H150ZM165 59H168V60H171L172 59V60L169 61L168 63H165L164 62ZM55 60L57 61V59H55ZM90 60H91V58H90ZM8 61H9V59H8ZM79 61L77 59V62L76 63L79 64L80 63ZM189 62H190V65H191L190 68H189ZM255 62L256 61L254 60L253 63L250 64V66H253V64ZM11 63L12 62L10 61L9 64H7V63L6 64L10 66ZM144 63L147 64L149 62H147V63L144 62ZM150 63H151V61H150ZM55 64H56V62H55ZM62 64H63V62H62ZM62 64L60 62V65H62ZM133 64H134V62H133ZM140 64H142V67H143V65H144L143 62L140 63ZM79 65L77 67H79ZM83 65H82V68H83ZM100 65L102 66V64H100ZM158 65H159V67L156 68ZM211 65H212V67L214 66L213 64H211ZM149 66H150V64H149ZM55 67H57V66H55ZM107 67H109V66H107ZM129 67L130 66L128 65L127 69H130ZM251 68L252 67H250L249 74L250 73L253 74V72H254V71L251 70ZM56 70H57V68H56ZM61 70H62V68H61ZM154 70H156L155 75H151ZM58 71H59V69H58ZM106 71L107 70H105V72ZM71 72H73V71H71ZM75 72H77V71H75ZM200 72H201V75H204L205 79L204 80L200 79L197 82L195 78L198 77V75L200 74ZM60 73H62V72H60ZM60 73H58V74H60ZM116 73H117V71H116ZM132 73L133 72H131V74ZM49 74H51V73H49ZM109 74L111 75V72ZM66 75L67 74L65 73L64 76H66ZM92 76L96 77V79H93L94 77L92 78ZM230 76H231V72L230 71H227L226 72V78L228 79V81H234L233 83L239 84L238 77L235 80H232V79H230ZM51 77H54V76L51 75ZM63 77H61L60 79H62ZM69 77H70V75H69ZM74 77H76V79L78 80V78L80 77V74L77 75V76L74 75ZM161 77H163V79H161ZM215 77H216V75H215ZM139 78H141V77H139ZM9 81H10V79H9ZM12 81H14V80H12ZM65 81H66V79H65ZM26 82H27V84H26ZM12 83H11V85H12ZM15 83H17V82H15ZM19 83H17V86H18ZM6 84H5V86H6ZM41 84H46V90L43 91L42 89H39V86H41ZM123 84H125V83H123ZM161 85H163V87H161ZM8 86L6 88H8ZM195 86H198L197 88H198L199 94H196L197 96H194V94L192 93V91H193L192 88L195 87ZM201 86H202V88H201ZM257 86H259V85H257ZM132 87H134V86H132ZM134 88L136 89V86ZM252 88H253V86H252ZM78 89H80V88H78ZM15 90L10 87L9 91L7 93H5L3 95V97H5V99H7L9 93L12 94V93L15 92ZM37 90H38V93L41 92V93H39L40 95L39 94H35V93H37L36 92ZM254 90H256V89H254ZM138 91H139L138 94L141 95L140 89ZM224 91H226V94L225 95L222 94ZM165 92L167 93L166 96H165ZM255 92H257V91H255ZM82 93H83V95H82ZM132 93H135V92L132 91ZM56 94L60 96V99H58L56 97ZM112 94H114L116 97L110 98V96ZM150 94H149V96H150ZM257 94L259 96V94H261V93L260 92L259 93L257 92ZM22 95H23V97L25 96L24 94H22ZM88 95H90V94H88ZM146 96H148V95H146ZM108 98H110V99L108 100ZM115 98H118V104H114L112 102ZM139 98H138L139 100H142L141 97H139ZM142 98H145V95ZM147 98H149V97H147ZM26 100H27V97H26ZM26 100H25V102H27ZM152 100H153V98H152ZM149 101H150V99H149ZM19 102L22 103L23 105L24 104H28V102L27 103H23L24 100H23V102H21V100H19ZM95 102H97V101H95ZM151 102L153 103V101H151ZM154 102H155V100H154ZM13 103H14V101H13ZM105 103H107V104L105 105ZM10 104H12V103H10ZM129 104H132V103H129ZM7 105H8V101H7ZM23 105H22V107H23ZM104 105H105V107H104ZM148 105H150V104L148 103ZM222 105H224V107H223L222 111L220 112V110H221L220 108L222 107ZM16 106L15 107L17 108V110L14 107L15 110L17 111V112H15L16 113V116L14 115L16 117L15 122H14L15 125L21 124V123H23V121H25L24 120L25 117H24V113H23L22 107H20L18 105H16ZM35 106H37V105H35ZM142 108H141V110H142ZM212 108H214L215 110L212 111ZM49 109H47V110H49ZM11 110H9V112ZM15 110H13L12 112H14ZM146 111H147V109H146ZM139 112L141 114V111H139ZM26 113H29V112H26ZM6 114H8V113H5V115ZM10 114H12V113H10ZM112 116H115V117L118 116V118L114 122H110ZM97 117H99V119H97ZM157 117H160V119L157 120ZM229 117L234 118V121H231L229 119H225V118H229ZM44 118H46V120H47V117H44ZM44 118H43V121H44ZM149 118L153 119V121H151L150 123H149V121H150ZM49 119H50V117H49ZM64 120H66V119H64ZM41 122H40V124H41ZM240 122H243V123H240ZM30 123H31V121H30ZM157 123H162L163 126H164V128L169 133V141H168V144L167 145H164L163 142L159 138V132L156 129V124ZM11 124H13V123H11ZM37 124H39V123H37ZM207 126H209V125H207ZM59 127H60V124H59ZM62 127H64V126H62ZM6 128H9V127H6ZM253 128H251V129H253ZM23 129H25V128L22 127L20 129V131L16 133L17 135H15V137L12 136L13 137V140H15V143H13V146L14 147H12V144H10L11 146L8 149L7 148H6V150L4 149V153L3 154H9V157L7 159V164H5L4 163V159L5 158L3 157L4 159H2V156H0V168L1 167H4V166H6V167L9 166L11 164L10 161L11 160H14L15 158H17L19 156V153L16 152V150H18V151L24 150V146L26 144L25 142H27V141L25 139H24L25 142H24V140H23V142L21 141V139H22V137L24 136V133H25V132H23ZM214 129L215 128L212 127V130L211 131L217 133L218 131H216ZM68 130L69 129H67V131ZM0 131H1V129H0ZM56 131L58 132V129ZM60 131H62V130H60ZM82 131L83 130H81V132ZM225 131L227 132V130H225ZM251 131H253V130H251ZM144 132H145V134H143ZM262 132L263 131H261V133ZM60 133H62V132H59V135H60ZM172 133H175V137L174 138H175L176 144H173L172 143V136H171ZM219 133H221V132H219ZM28 134H29V132H28ZM28 134H27V136H28ZM66 135H68V134H66ZM61 136H59V139L62 138ZM63 137H65V139H66V136H63ZM72 137H70L71 138L70 140H72ZM55 138H57V137H55ZM1 140L2 139H0V141ZM68 140H69V138H68ZM262 140L263 139L261 138V142H262ZM3 141H4V139H3ZM59 141H61V140H59ZM72 141H74V140H72ZM212 141L210 140V142H212ZM246 141H248V140H246ZM51 142H53V140H51L48 143V144H50V146L52 144H54V145L55 144H58L56 142H53V143H51ZM61 142H63V140ZM252 142H253V144H252V146H253L255 141H252ZM260 143H256V145L257 144H260ZM7 144H9V143H7ZM261 144H263V142ZM177 145L179 146V149H180V152H181V157H180V161L181 162H180V167L178 169L176 168V166H174L175 165V159H176V147H177ZM235 145H237V144H235ZM0 146H1V148H3L6 145H4V146L0 145ZM41 146H43V144ZM85 146H88V145H85ZM165 147L167 148V151H165ZM99 148H100V146H99ZM238 148H240V147L238 146ZM255 148H256V146H255ZM13 149H15V151ZM42 150H44V149H42ZM256 150H259V149H256ZM256 150H253V151H256ZM5 151H7V152H5ZM0 152H1V150H0ZM240 152H241V150H240ZM85 153L83 155H86L87 154V153L86 154ZM95 153H97V152H95ZM153 153H156V154H153ZM250 153H252V152H250ZM90 154L88 156H90ZM154 155H156V156H154ZM235 155H237V157L239 158L238 160L235 158ZM91 156H94V155H91ZM97 156H98V153H97ZM97 156L95 155L96 159H97ZM167 156H169L170 158H172L173 161H172L171 165L168 167V169L166 170V172H164V170H160V167H162L164 165L165 158H169ZM82 157H84V156H82ZM90 157H88V158L85 157V162H86V165H87L86 167L88 168L87 170L89 171V172L87 171V174H88L87 175V178H88V176L90 177L92 174L96 173V168H97L96 165H95L96 164L95 161H97V160L95 158H90ZM134 157H136V156H134ZM151 157H153L152 160H156V159H158V160L150 163L148 167H143V166H145V165L148 164V162L150 161ZM225 161H227V163ZM159 162H160V165L157 166L155 163H158L159 164ZM72 163H73V161H72ZM153 164L156 165L155 166L156 169L153 170V171L152 170L149 171L148 168L149 167H153ZM74 168H77V167L74 166ZM102 169L105 170V168H102ZM108 169H110V168H108ZM4 170H9V169L7 168V169H4ZM75 170H78V172L80 171V169H75ZM126 173H127V175H126ZM230 177H232V178L230 179ZM117 180H119V182H117ZM252 185H253V187H252ZM13 186L15 187L16 184L14 183ZM45 186H47V184ZM53 188L54 187H44V186H42L43 192L47 196H49L50 198H52V199L54 197L57 198L58 197L57 195H60V194H57V191L55 190V188L54 189ZM153 189H155V188H153ZM66 191H63V193L66 192ZM61 193H62V191H61ZM121 193H124V192L121 191ZM199 194H201V195H199ZM63 195H65V196L61 200V205L62 206H64L63 205L64 202L67 203V200L66 201L64 200V199H67V194L64 193ZM163 195H165V199H164ZM21 196L19 198H21ZM168 197H170V198L168 199ZM184 197H186L185 201H183V198ZM206 197L208 198V202L210 203V208L209 209L206 208L207 206L205 207V205H204L206 203V201H205V199H207ZM19 198L17 197V199H16V201L14 203V204L17 205L16 207L10 208L9 206H4L2 208V210L4 212L3 217L6 218L7 221L15 229H17V230H14V232H13L14 233V236H13L14 240L12 241V247H8V248L6 247L5 248L4 245H0V264H24V258H25V254H26V247L25 246H26V240H27V239L25 240V238H28V241L27 242L29 243V244H27V246H29L28 249H29L30 252H27V253H31L30 255H32V256L33 255L35 256V254L37 255L36 252H37V248L39 247L38 245L40 243L44 242V240L47 239L46 237H45L46 239H44L41 236H39V239H37V235L35 236L36 229L34 231L35 233H33V234L31 233L30 234V232H32V226H28L29 224L28 225H25L26 222H27L26 220H25L26 222L24 223V219L22 217H23V215H25V217H27V214L24 212V208H23L24 205L22 204V202L19 201ZM57 199H59V197ZM118 199H117V201H118ZM150 199H152V198H150ZM73 200H74V198H73ZM115 201H116V197H115ZM166 201H168V202L166 203ZM23 202H25V201L23 200ZM69 204H68V206H69ZM26 207H25V209H26ZM238 207H239V211H238L239 214L237 213L238 214L237 218H239L240 221H235V219H234L235 216L232 215V214H234V213H232V211H233L234 208H238ZM221 209H223L224 211H221ZM51 210H53V208ZM51 210L48 209V211H51ZM59 210H60L59 208L57 210L54 209L51 213H52V216L54 218L53 219L54 222L57 221L58 223L61 222L63 224L62 221H65L66 218L64 217L65 218L64 219V218H62L63 215L61 216V215L58 214L59 213ZM209 210H212L216 215L215 216H211L210 215L206 220H203L202 219V216L203 215H200V214H205ZM21 212H22V216H20V213ZM26 212H27V210H26ZM164 212H166V211H164ZM38 213H39V211H37V216H39ZM143 213L139 214V216L135 220V223L138 222L139 224H142L144 222V221H142L143 220V217H144ZM243 213H245V215L248 216L246 220L248 221L249 224L244 223L242 221V219H243ZM145 214H146V212H145ZM149 215H150V213H148L146 220L149 218ZM46 218L49 219L50 218V214L47 213ZM214 218L215 219H218L219 218L220 222H222V223H223L224 219L225 220H228V222H229L228 224L226 223L227 225H221V223H219V221L216 222L217 223V228H219V227L220 228L217 229V233L215 235L213 234V232L211 230V224L212 223H210L211 220L213 222ZM153 219L154 218H152V220ZM30 220H31V218H30ZM33 221H32V223H33ZM29 222L30 221H28V223ZM49 223H50V221H49ZM180 223H181V220H180ZM195 224H197V225L200 224V226L198 228H193V225H195ZM152 225H153V223H152ZM188 225H190V227H188ZM33 227H34V225H33ZM67 227H68V225H67ZM253 228L255 229L254 231H253ZM241 231L244 232V233H242ZM69 232H71V230ZM28 234H30L29 237H27ZM41 234H43V233H41ZM173 234H172V236H173ZM206 234H208V235L206 236ZM190 235H193L194 236L193 237L194 240H196V239H200V240H197L196 242H194L193 240L189 239L190 238L189 237ZM199 235H204V236H199ZM242 235L245 236V238H243ZM253 235H255L254 238H253ZM232 238H234V239L236 238V241L234 239H232ZM232 240H234V241H232ZM246 240H248V242ZM241 241H243V244H241ZM233 243H235V244H233ZM246 244H251V245L248 246ZM197 246H199V247H197ZM217 248L219 249V248H222V247L219 246ZM78 249L80 251V252L79 251L78 252L79 253H82L81 250H80V248H78ZM184 253H188V252H184ZM194 253H197L199 256L196 257V258H194L192 256V254L194 255ZM28 256L29 255H27V258H29ZM77 256H78V254H77ZM40 257H42V256H40ZM40 257H38V255H37V258H39V260H40ZM29 259H31V256H30ZM80 259H81V257L78 258V261ZM163 259L164 258H162V260ZM212 260L215 261L216 263H214ZM71 261H73V260H71ZM86 261L87 260L85 259V262ZM178 262H177V264H179ZM164 264H166V263H164ZM167 264H169V263H167Z\"/></svg>",
  "mask_w": 264,
  "mask_h": 264
},
{
  "label": "snow or ice",
  "instance_id": "obj_3",
  "mask_svg": "<svg viewBox=\"0 0 264 264\" xmlns=\"http://www.w3.org/2000/svg\"><path fill=\"white\" fill-rule=\"evenodd\" d=\"M2 3H5V0H0V4H2ZM160 3L161 4H166L167 0H160ZM202 3H203V5L207 6V9H211L212 5H211L210 0H202ZM151 6L153 8H155V0H153V4ZM7 7L8 8L12 7L11 0H7ZM60 8H61V11L63 12V15H64L65 26L67 27L68 16H67V11H66V0H60ZM259 8H260V13H259L260 18H264V0H260ZM207 9H205V10H207ZM159 11H161L165 15H167V13L169 12V9L167 7H163L161 9H159ZM184 11L185 12H190V11H192V9L185 8ZM136 17H137V20H140V13H137ZM0 18H2V20H0V29L3 30L2 32H0V38L10 36L11 32L9 30L15 31V29H14L12 23H11V20H10L9 16L6 13H0ZM155 18L156 17L154 16V19ZM101 20H103V17H101ZM140 23H141V25L143 27H147V25H144L142 20H140ZM221 28L223 30V35L218 37V40H219L220 43H222L224 40L228 39V35L232 31V26L230 24L222 23L221 24ZM29 31H31V30H29ZM236 31L240 33L241 37H243L245 35V33H243L239 28H236ZM65 35L67 36V31L65 32ZM249 35H251V34H249ZM255 35L260 36L261 38H264V33H255ZM179 37H180L181 43H183L184 42V37H185V25H184L183 22H181L180 25H179ZM16 39L18 40L19 37H17ZM101 40H102L103 43L108 44V41L103 36H101ZM68 43H69V45H71V43H72L70 37L68 39ZM14 46H15V41H13V47ZM217 46L218 45H213V47H217ZM247 47H248V41L243 39V38H241L239 43H238V45L235 48V57H234L233 62L237 65V67L233 68V70L231 72L230 79H232V80H235L237 78L239 60H240V57H241L242 53L244 52V50ZM177 51H179V50H177ZM140 54L142 56L143 52L141 51ZM23 59L25 61H28L29 63H31V60H32L31 53L26 55ZM184 59H185V61L188 60V57H187L186 54L184 56ZM72 62H73V65H74L75 64V57L74 56H73V61ZM5 63H7V61H5ZM14 63L16 65H21L22 64V60L16 59L14 61ZM0 67H2V66H0ZM190 67H191V65H190V62H189V68ZM3 71L8 72L9 70L4 68ZM161 79H163V77H161ZM201 79H203V76H201ZM254 79H255V81L257 83H261L262 81H264V48L260 49L259 57L256 60V72H255V75H254ZM161 87H163V85H161ZM93 91H95V89H93ZM166 95H167V93L165 92V96ZM11 98H12L11 93H9L7 99H0V108H2L4 112H8V107L6 105H7V101L9 99H11ZM258 102H259L260 108L264 109V93L260 94ZM247 106L248 105H245V107H247ZM8 118H9L8 116H4L3 117V119H5V120L8 119ZM32 119H35V117H32ZM97 119H99V117H97ZM159 119H160V117H157V120H159ZM26 123H28L27 120L23 121V123H21V124H17V125H15L13 127L6 128L3 132H0V136H2L4 140H8L14 134L19 132L20 129L23 127V125L26 124ZM47 123H51V121L49 120V121H47ZM156 129L159 132L160 140L163 142L164 145H167L168 141H169V133L164 128L163 124L162 123H157L156 124ZM68 131L71 132L72 130L69 129ZM40 135L41 136L43 135V131H41ZM171 136H172V143L176 144V141H175V138H174L175 137V133H172ZM37 138L38 137L35 134H33L32 138L27 140V144H28L30 149L35 146L34 145V141ZM79 140H80V132L78 131L77 135H76V141L79 142ZM165 151H167L166 147H165ZM180 157H181V152H180L179 146L177 145V147H176V159H175V166H176L177 169L180 167V162H181L180 161ZM225 162L227 163V161H225ZM4 163L7 164V157H5ZM126 175H127V173H126ZM261 196H262V198H264V193H262ZM178 210L179 209H177V211ZM221 211H224V210L221 209ZM84 220H85V223H88V218L86 216L84 217ZM50 223H53V222H50ZM62 227L63 226H61V228ZM211 230H212L214 235L217 233V223L215 221V218H214V220H213V222L211 224ZM254 230L255 229L253 228V231ZM160 233L161 234L163 233V228L160 229ZM37 239H39V235L38 234H37ZM159 239H160V236L157 235L155 240L153 241L152 246L149 247L146 250V252L144 253V256H147L148 253H150L153 250V248L156 247V244L159 242ZM93 243H95V241H93ZM48 246L51 247L50 244ZM197 247H199V246H197ZM222 250L226 251V249H222ZM236 250L237 251H241L242 250V246L239 243L237 244ZM243 251H244L245 255H247L250 252V248L243 249ZM248 264H252L250 256L248 257Z\"/></svg>",
  "mask_w": 264,
  "mask_h": 264
}]
</instances>
